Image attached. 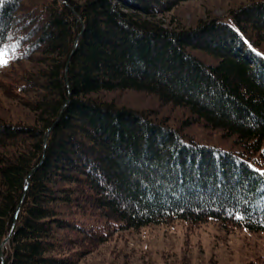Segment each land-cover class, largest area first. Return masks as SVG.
<instances>
[{
	"label": "trees",
	"instance_id": "trees-1",
	"mask_svg": "<svg viewBox=\"0 0 264 264\" xmlns=\"http://www.w3.org/2000/svg\"><path fill=\"white\" fill-rule=\"evenodd\" d=\"M187 1L0 0L3 264H77L109 226L264 234V0L193 27L156 19ZM121 91L187 116L173 127L99 97Z\"/></svg>",
	"mask_w": 264,
	"mask_h": 264
},
{
	"label": "rangeland",
	"instance_id": "rangeland-1",
	"mask_svg": "<svg viewBox=\"0 0 264 264\" xmlns=\"http://www.w3.org/2000/svg\"><path fill=\"white\" fill-rule=\"evenodd\" d=\"M257 1L261 0H190L156 19L168 28L193 27L200 20L225 17L230 10ZM199 56L206 62H213L209 57ZM99 97L118 107L151 112L173 127L181 125L187 116L182 109L162 104L155 96L143 92H112ZM3 108L2 113L13 116L21 110L14 105L10 109L7 104ZM185 132L201 142L223 148L228 146L218 139V133L197 125ZM81 219L85 225L107 226L100 217L84 216ZM106 232L105 241L81 246L83 254L77 255V264H264V234L214 221L197 225L173 221L135 230H116L109 226ZM71 234L75 237L73 232L68 235ZM78 247H74L75 250L80 249ZM1 261L3 264L4 255Z\"/></svg>",
	"mask_w": 264,
	"mask_h": 264
},
{
	"label": "water",
	"instance_id": "water-1",
	"mask_svg": "<svg viewBox=\"0 0 264 264\" xmlns=\"http://www.w3.org/2000/svg\"><path fill=\"white\" fill-rule=\"evenodd\" d=\"M74 45H76V42H75ZM17 211H18V209H17ZM17 211H16V214H17ZM16 214H15V218H16ZM7 242H8V239H5V240L2 242V245H1V246L5 245ZM0 258H1V259L3 258V253H2V252H0Z\"/></svg>",
	"mask_w": 264,
	"mask_h": 264
},
{
	"label": "bare ground",
	"instance_id": "bare-ground-1",
	"mask_svg": "<svg viewBox=\"0 0 264 264\" xmlns=\"http://www.w3.org/2000/svg\"><path fill=\"white\" fill-rule=\"evenodd\" d=\"M7 243H8V242H7ZM7 243H6V244H7ZM3 246H4V245H3Z\"/></svg>",
	"mask_w": 264,
	"mask_h": 264
}]
</instances>
